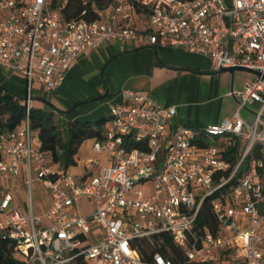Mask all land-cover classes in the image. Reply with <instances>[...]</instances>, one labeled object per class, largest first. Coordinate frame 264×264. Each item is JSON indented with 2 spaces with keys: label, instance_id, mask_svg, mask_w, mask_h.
Instances as JSON below:
<instances>
[{
  "label": "built area",
  "instance_id": "obj_1",
  "mask_svg": "<svg viewBox=\"0 0 264 264\" xmlns=\"http://www.w3.org/2000/svg\"><path fill=\"white\" fill-rule=\"evenodd\" d=\"M66 2L0 0V65L23 75L26 111L33 82L58 90L80 54L109 40L182 47L214 69L258 73L228 91L237 99L231 115L200 127L174 124L173 104L123 87L102 137L92 139L105 163L86 158L99 169L84 176L40 148L28 118L1 132L0 237L15 241L23 264H70L78 255L86 264H175L158 251L139 254V240L159 232L187 262L264 264V0H82L69 17ZM251 105L247 120L239 110ZM20 176L25 209L13 191ZM34 181L49 197L41 213ZM205 200L213 229L198 225Z\"/></svg>",
  "mask_w": 264,
  "mask_h": 264
},
{
  "label": "crops",
  "instance_id": "obj_2",
  "mask_svg": "<svg viewBox=\"0 0 264 264\" xmlns=\"http://www.w3.org/2000/svg\"><path fill=\"white\" fill-rule=\"evenodd\" d=\"M222 71L229 72L214 69L208 56L182 47L109 40L80 54L58 90L47 91L34 83L29 94L32 104L48 106V103H52L63 110L76 101L102 94V97L83 101L69 113L61 115L64 118L95 119L107 117L110 106L118 101V92L123 87L140 88L156 100L175 106L176 112L172 117L174 124H207L233 113L237 99L229 95L228 91L240 89L253 77L252 71L243 70L246 73H236V83L231 84L229 90L215 93L213 86L203 81L209 77H219ZM0 85L20 95L26 93L23 75L2 65ZM216 89L220 90V87ZM253 108L254 105L243 107L239 113L250 120ZM90 149L100 155L97 158L101 164L105 163L106 153L94 151L92 141ZM77 153L75 157H78ZM98 169L99 166H85L73 173L84 176L90 170ZM24 185L22 176L13 185L15 202L22 209H25V199L20 195V190ZM40 203L35 210L41 213L48 207L49 197Z\"/></svg>",
  "mask_w": 264,
  "mask_h": 264
},
{
  "label": "trees",
  "instance_id": "obj_3",
  "mask_svg": "<svg viewBox=\"0 0 264 264\" xmlns=\"http://www.w3.org/2000/svg\"><path fill=\"white\" fill-rule=\"evenodd\" d=\"M104 0H98L102 3ZM83 8L82 0H67L62 10L66 17L76 15ZM97 95L88 99H97ZM83 99L74 102L67 109H60L52 103L48 106H38L31 103L26 111L25 95H20L0 85V133L12 129L23 119L28 118L29 125L37 130L40 139V148L50 153L52 160L59 162L64 169L76 164L75 155L80 144L85 139L101 138L103 135L105 116L95 119L64 118L63 113H69L77 104L87 101ZM198 225H206L213 229L216 220L205 200L198 214ZM139 254L150 258L155 251L170 258L175 264H193L187 262L183 250L176 245L165 232L153 233L139 240L137 248ZM23 254L15 249L13 239L0 237V264H23ZM70 264H86L81 256H77ZM212 264V263H200Z\"/></svg>",
  "mask_w": 264,
  "mask_h": 264
},
{
  "label": "rangeland",
  "instance_id": "obj_4",
  "mask_svg": "<svg viewBox=\"0 0 264 264\" xmlns=\"http://www.w3.org/2000/svg\"><path fill=\"white\" fill-rule=\"evenodd\" d=\"M239 72H245V71L237 69L234 71L233 75H231V73L229 72L222 71V73H219L220 74L219 77H209V78L204 79L203 82L207 83L208 85L210 84L211 86H213L215 93H217V91L218 93H223L224 91L230 89L231 84L234 83L235 85L236 73H239ZM217 86L220 87V90L216 89ZM198 125H199L198 127L202 126V124H198ZM91 141H92L91 139H85L83 141V144L81 145V148L78 150V153H77L78 157H75L76 164L70 166V170L72 172H77L79 169H82L85 167L83 163L86 157L97 158L100 156L99 154L93 152L90 149ZM137 186L138 184L135 185V187ZM32 189H33V202L35 206H37L38 204H41L40 202L47 201L48 199L47 192L45 188L38 181L33 182ZM20 195L22 196L23 199H25L28 196V186L27 185H24L22 187V189L20 190ZM80 203L82 207L84 204L82 199H80ZM25 207H27V203L23 204V208ZM83 208L80 210L82 211ZM193 264H200V263L194 262Z\"/></svg>",
  "mask_w": 264,
  "mask_h": 264
},
{
  "label": "water",
  "instance_id": "obj_5",
  "mask_svg": "<svg viewBox=\"0 0 264 264\" xmlns=\"http://www.w3.org/2000/svg\"><path fill=\"white\" fill-rule=\"evenodd\" d=\"M237 69L248 70V71H252V72L258 73L257 70H253V69H250V68H246L244 66H232V67H229V68H220L218 70H227V71L233 73Z\"/></svg>",
  "mask_w": 264,
  "mask_h": 264
}]
</instances>
